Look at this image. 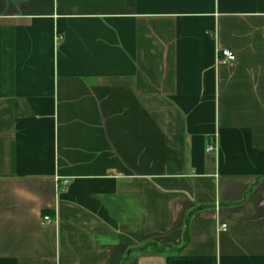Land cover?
Wrapping results in <instances>:
<instances>
[{
	"label": "crops",
	"instance_id": "crops-1",
	"mask_svg": "<svg viewBox=\"0 0 264 264\" xmlns=\"http://www.w3.org/2000/svg\"><path fill=\"white\" fill-rule=\"evenodd\" d=\"M0 264H264V0H0Z\"/></svg>",
	"mask_w": 264,
	"mask_h": 264
},
{
	"label": "built area",
	"instance_id": "built-area-1",
	"mask_svg": "<svg viewBox=\"0 0 264 264\" xmlns=\"http://www.w3.org/2000/svg\"><path fill=\"white\" fill-rule=\"evenodd\" d=\"M59 39H61L59 37ZM236 61V56L234 55L233 52L229 51V50H220L217 52V62L218 63H232ZM207 152L208 153H217L218 152V146H217V142H215L214 144L208 146L207 148ZM69 184L68 180L63 181L62 183L59 182L58 187H65ZM44 221L47 224H57L58 223V218L57 215H55V218H50V217H45ZM228 231V226L226 224H222L221 228H220V232H227Z\"/></svg>",
	"mask_w": 264,
	"mask_h": 264
},
{
	"label": "trees",
	"instance_id": "trees-1",
	"mask_svg": "<svg viewBox=\"0 0 264 264\" xmlns=\"http://www.w3.org/2000/svg\"><path fill=\"white\" fill-rule=\"evenodd\" d=\"M188 226H189V221L187 220V222H186V231H185L186 246L189 244V232H188Z\"/></svg>",
	"mask_w": 264,
	"mask_h": 264
}]
</instances>
